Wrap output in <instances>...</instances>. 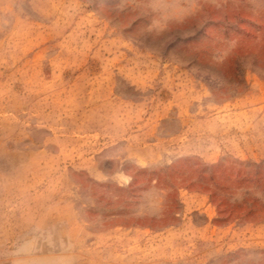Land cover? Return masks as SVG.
<instances>
[{
	"label": "rangeland",
	"instance_id": "374dc122",
	"mask_svg": "<svg viewBox=\"0 0 264 264\" xmlns=\"http://www.w3.org/2000/svg\"><path fill=\"white\" fill-rule=\"evenodd\" d=\"M0 264H264V0H0Z\"/></svg>",
	"mask_w": 264,
	"mask_h": 264
}]
</instances>
